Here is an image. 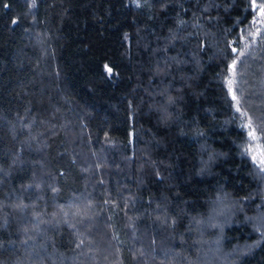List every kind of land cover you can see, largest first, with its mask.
Segmentation results:
<instances>
[{
    "label": "trees",
    "instance_id": "obj_1",
    "mask_svg": "<svg viewBox=\"0 0 264 264\" xmlns=\"http://www.w3.org/2000/svg\"><path fill=\"white\" fill-rule=\"evenodd\" d=\"M255 16L0 0V264H264Z\"/></svg>",
    "mask_w": 264,
    "mask_h": 264
},
{
    "label": "rangeland",
    "instance_id": "obj_2",
    "mask_svg": "<svg viewBox=\"0 0 264 264\" xmlns=\"http://www.w3.org/2000/svg\"><path fill=\"white\" fill-rule=\"evenodd\" d=\"M261 6H263V5H260L255 0H253V9H255V11H256L254 25H255L256 34H258V35L260 32H262L261 29L264 27V12L261 11ZM257 38H258V36H257ZM233 75L234 74L232 72V79L229 80V81H232L231 87L229 86L230 90H231L232 97H233V95H235V93L233 92V89H234V87H233ZM263 87H264V83H263ZM256 88L257 89L255 90L254 93H255V98H256L255 100L257 103L256 104H249L248 106H251V105H253V106L249 109V111H248V109H246V111L252 115L259 114L261 121H263L264 120V89H261V85H259V86L257 85ZM236 101H237V98H236ZM246 127L249 130V137L251 140V143L249 146V153L251 155V158L254 161V163L262 171H264V149H263V146L261 143V139L259 136H257V133L250 127L249 123L246 125ZM254 223H255V225L257 223L259 224V221H254ZM229 224H231V222L227 223L226 225H229Z\"/></svg>",
    "mask_w": 264,
    "mask_h": 264
},
{
    "label": "snow or ice",
    "instance_id": "obj_3",
    "mask_svg": "<svg viewBox=\"0 0 264 264\" xmlns=\"http://www.w3.org/2000/svg\"><path fill=\"white\" fill-rule=\"evenodd\" d=\"M261 11L264 12V6H261ZM235 66V64L233 65V67ZM109 72H111V69H108ZM232 81H229V86L231 87ZM233 99H236L235 95H233ZM239 110V109H237Z\"/></svg>",
    "mask_w": 264,
    "mask_h": 264
}]
</instances>
